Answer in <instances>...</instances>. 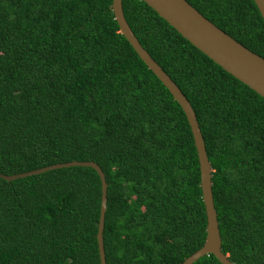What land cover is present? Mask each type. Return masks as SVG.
Instances as JSON below:
<instances>
[{
    "label": "trees",
    "instance_id": "1",
    "mask_svg": "<svg viewBox=\"0 0 264 264\" xmlns=\"http://www.w3.org/2000/svg\"><path fill=\"white\" fill-rule=\"evenodd\" d=\"M264 58L253 0H186ZM112 0H0V173L72 160L105 174L106 264H180L206 236L186 116L120 32ZM132 31L185 94L212 169L221 249L264 264V98L142 0ZM91 167L0 178V264H100ZM192 264H221L213 254Z\"/></svg>",
    "mask_w": 264,
    "mask_h": 264
},
{
    "label": "water",
    "instance_id": "2",
    "mask_svg": "<svg viewBox=\"0 0 264 264\" xmlns=\"http://www.w3.org/2000/svg\"><path fill=\"white\" fill-rule=\"evenodd\" d=\"M142 1L157 12L160 17L166 20L193 46L264 98V58L262 56L254 53L225 33L186 0ZM253 1L264 20V0ZM111 9L114 14V19L118 23L120 32L130 43L148 69H150L162 82L172 95L173 99L180 105L192 132L200 169V187L207 221L206 236L203 245L190 256L185 258L180 264H192L200 257L207 254H213L221 264H234L221 249V236L212 192V169L197 116L191 103L179 86L140 43L125 18L122 0H112ZM72 166L91 167L99 176L101 197L96 239L100 264H106L103 229L105 212L107 209L108 184L103 170L96 162L72 160L11 175L0 173V178L11 181L52 169Z\"/></svg>",
    "mask_w": 264,
    "mask_h": 264
}]
</instances>
